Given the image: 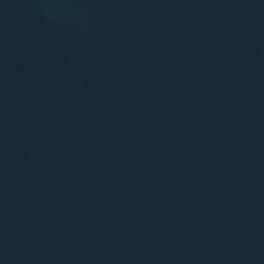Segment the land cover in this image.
<instances>
[{"label":"water","instance_id":"obj_1","mask_svg":"<svg viewBox=\"0 0 264 264\" xmlns=\"http://www.w3.org/2000/svg\"><path fill=\"white\" fill-rule=\"evenodd\" d=\"M0 264H264V0H0Z\"/></svg>","mask_w":264,"mask_h":264}]
</instances>
